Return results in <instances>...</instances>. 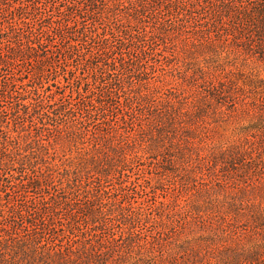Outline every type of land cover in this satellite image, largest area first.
I'll use <instances>...</instances> for the list:
<instances>
[{"label":"rangeland","instance_id":"obj_1","mask_svg":"<svg viewBox=\"0 0 264 264\" xmlns=\"http://www.w3.org/2000/svg\"><path fill=\"white\" fill-rule=\"evenodd\" d=\"M259 8L0 0V264H264Z\"/></svg>","mask_w":264,"mask_h":264},{"label":"trees","instance_id":"obj_2","mask_svg":"<svg viewBox=\"0 0 264 264\" xmlns=\"http://www.w3.org/2000/svg\"><path fill=\"white\" fill-rule=\"evenodd\" d=\"M255 13L257 17V22L259 24L258 25L259 36L262 38V40H264V9L261 8L256 9ZM16 28L18 29V32ZM82 36L84 38L94 41L99 39L102 43H106L108 41L107 36H103V37L88 36L87 32L85 31L82 33ZM0 43L9 44L8 49L10 50L15 49L13 45L20 46V44H22V47L25 46L24 49H26L27 52L18 51V49L12 51V56L14 57L15 60H18V58H24V59L27 58L29 60H32L33 55L47 59L49 53L47 41L45 40L36 41V39H34V35L32 36L31 32L26 35L24 32L20 31V29L18 27H15L13 24H8V26H6L3 20L2 21L0 20ZM63 79L64 80L66 79L67 82L69 80L67 77ZM53 81H55L54 83H57L59 81L58 75ZM25 86H28V84H26ZM35 92L38 93L37 90Z\"/></svg>","mask_w":264,"mask_h":264}]
</instances>
